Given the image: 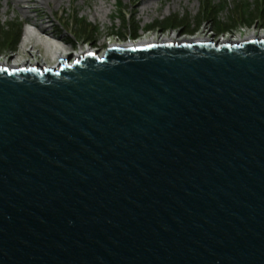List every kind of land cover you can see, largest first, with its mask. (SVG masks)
Instances as JSON below:
<instances>
[{"label":"water","instance_id":"1","mask_svg":"<svg viewBox=\"0 0 264 264\" xmlns=\"http://www.w3.org/2000/svg\"><path fill=\"white\" fill-rule=\"evenodd\" d=\"M0 264H264V38L0 63Z\"/></svg>","mask_w":264,"mask_h":264},{"label":"rangeland","instance_id":"2","mask_svg":"<svg viewBox=\"0 0 264 264\" xmlns=\"http://www.w3.org/2000/svg\"><path fill=\"white\" fill-rule=\"evenodd\" d=\"M119 1H122L124 14L128 17L126 23L120 12ZM137 2L141 4L136 5ZM212 2L227 4V9L219 15L223 25L229 24L231 18L239 19L236 8L238 4L252 3L253 10L257 7V0ZM147 5H151V8L145 12L143 9ZM203 11V0H0V28L3 30L0 33V58H29L33 54L53 64L55 60L48 44L75 52L81 48L91 50L129 44L143 36L177 34L180 38L208 37L218 41L222 38H246L251 34L264 33V25H261L260 20L248 26L240 22V19L235 28L219 32L214 21L208 18V13L203 18ZM174 18L176 22L189 26L171 28L167 24ZM15 23L23 24V31L14 49V45L10 44L17 29ZM150 24L155 25V28L147 32L145 28ZM137 25L141 31L134 35ZM164 25L166 29L162 28ZM28 26L33 28L36 35L25 43V30ZM41 26L47 30L43 31Z\"/></svg>","mask_w":264,"mask_h":264},{"label":"bare ground","instance_id":"3","mask_svg":"<svg viewBox=\"0 0 264 264\" xmlns=\"http://www.w3.org/2000/svg\"><path fill=\"white\" fill-rule=\"evenodd\" d=\"M147 3H148V1H147ZM140 4H141V2H137L136 3V5H140ZM150 8H151V5H147L143 9V11L146 12ZM99 9H100V7H99ZM100 11H103V10L101 9ZM134 11H136V10H134ZM42 30L45 31L47 29H44L42 27ZM34 33H35V31L33 30V28L31 26H28L26 28V30H25V43L27 41L29 42L30 40H32L31 37L36 35ZM262 38H264V33H262L260 35L259 34H251V35L247 36L246 38H244L242 36H238V37L233 38V39L222 38V39H220L218 41H245V40H250V39H262ZM192 39L211 40L208 37H193V38H186L185 37V38H180V36L177 35V34H172V35H168V36H157V35H154V36L139 37V39L137 41H134V42L129 43V44H124V45L115 44V45H111V46H127V45H131V44L135 45V46L136 45H148V44L158 43V42H161V41L192 40ZM48 47H49V50L51 52H53V56H54L53 58L55 60V62L53 64H49L45 60H41V59H39V57L37 55H33V54H30L29 58H23V57H18V56L14 57L15 59L13 57H8V56L7 57H3V58L1 57L0 58V63L8 62V63L18 64V65H23V66H28V67L59 66L60 64H62V62L70 60V58H71V60L74 59V58H78L81 55H83V54H85L86 52L89 51L88 49L81 48V49H79V50H77L75 52H68L66 49H62V48L60 49V47H57L55 44L54 45L48 44Z\"/></svg>","mask_w":264,"mask_h":264},{"label":"trees","instance_id":"4","mask_svg":"<svg viewBox=\"0 0 264 264\" xmlns=\"http://www.w3.org/2000/svg\"><path fill=\"white\" fill-rule=\"evenodd\" d=\"M118 5L120 7V12L122 15V18L124 19V22L126 23L127 19V14H124V7L122 4V1L118 2ZM264 5V0H257V4H256V9L253 10L252 3H247L244 2L241 5H237V11L239 13V19L240 22L251 26L253 25L256 20H260L261 25H264V8L262 7ZM203 6H204V11H203V18L205 17L206 13H208L210 15V17L208 16V18L212 19L215 23V27L217 29V31L221 32V31H226V30H231L233 28L236 27V25L239 23V19L236 20L235 17L229 19V24L223 25L220 22V13H222L223 11H225L227 9V4L226 2L223 3H219V4H215L212 2V0H203ZM258 9L260 11H258ZM212 17V18H211ZM128 18V17H127ZM170 21V22H169ZM167 24L168 26L170 25L171 28H180V27H185V26H189V25H183L182 23H178L176 22L177 19L174 18L173 20H169ZM183 25V26H182ZM23 24H14V27H16V32H15V37H13V41L12 43L14 44H10V45H14V49L17 47V44L20 40V36L21 33L23 31ZM167 26V27H168ZM155 28V25L150 24L146 27V31H151ZM163 29H166L165 25L162 27ZM141 31V27L139 25H137L135 27L134 30V35H137V32ZM3 32V30L0 28V33Z\"/></svg>","mask_w":264,"mask_h":264}]
</instances>
